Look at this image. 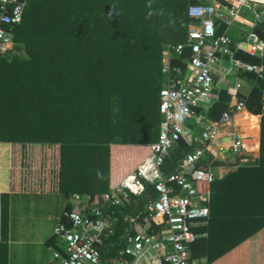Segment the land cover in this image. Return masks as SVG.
<instances>
[{"label":"trees","instance_id":"1","mask_svg":"<svg viewBox=\"0 0 264 264\" xmlns=\"http://www.w3.org/2000/svg\"><path fill=\"white\" fill-rule=\"evenodd\" d=\"M25 1L14 48L0 60V142L60 145L61 192L87 197L96 207L110 190L111 145L148 147L158 141L163 52L187 41L189 6L204 0ZM225 28L222 24L219 34ZM253 33L264 41V21ZM191 55L185 49L172 65L185 67ZM234 55L241 63L264 67V57L245 50ZM240 76L250 85L239 97L250 113L262 117L260 159L252 165L237 158L231 166L240 168L212 184L210 218L195 229L207 235L190 245L191 261L212 264L264 229V80L250 72ZM218 86L212 102L197 109L212 122L233 112L229 86L224 81ZM240 123L257 136L250 114ZM192 149L187 134L167 158L166 173H174ZM215 153L211 147L205 162ZM222 164L216 160L213 167ZM199 189L205 192L207 184ZM157 196L147 185L142 195L131 194L124 207H116V232L100 246L103 264L117 258L127 231L135 233L130 219ZM73 200L76 207L66 211L81 210ZM48 245L66 255L55 235Z\"/></svg>","mask_w":264,"mask_h":264},{"label":"built area","instance_id":"2","mask_svg":"<svg viewBox=\"0 0 264 264\" xmlns=\"http://www.w3.org/2000/svg\"><path fill=\"white\" fill-rule=\"evenodd\" d=\"M25 8V0H0V59L13 50L14 28L22 23ZM243 8L252 9L256 20L264 19V3L257 0H204L189 6L192 22L187 41L169 45L163 52L165 81L160 90L162 122L158 141L151 145V154L136 171L105 194L103 204L64 212L66 222H60L54 231L66 254L54 251L60 264H103L100 246L116 232V207H124L131 194L142 195L147 185L153 186L158 196L149 198L143 210L130 219L135 233L127 231L125 245L112 264H198L191 261L190 245L203 235L195 229L205 226L210 218V186L221 178L213 163L219 152L242 157L249 153L248 136L234 121L246 110L244 99L239 97L246 94V81L239 73H255L264 80L263 66L244 64L234 57L237 50H245L263 58L264 41L249 39L233 49L231 36L218 32L220 24L231 27L245 23ZM187 48L192 55L186 66H173V60ZM232 76L236 78L229 88L232 114H224L219 122L199 114L197 109L212 102L218 81ZM187 134L193 142L192 151L174 173H166L167 158ZM211 147L217 153L205 162ZM203 182L207 184L205 192L199 189ZM74 198L79 201L82 197Z\"/></svg>","mask_w":264,"mask_h":264},{"label":"crops","instance_id":"3","mask_svg":"<svg viewBox=\"0 0 264 264\" xmlns=\"http://www.w3.org/2000/svg\"><path fill=\"white\" fill-rule=\"evenodd\" d=\"M220 2L226 3V0ZM244 20L245 23L237 22L231 27L223 24L226 27L224 33L233 40V49L240 43L249 41L246 25L253 31L258 22ZM263 21L264 19L259 20ZM253 35L254 33L251 35L252 40L255 37ZM235 80V76H232L224 82L230 88ZM249 85L246 81V93ZM244 113H249L254 118L258 128L256 137L249 134L251 126L246 129L240 123ZM234 121L248 136L246 144L249 153L234 158L219 152L218 160L223 163L218 167L220 181L240 168L231 166L237 158L240 162L244 158L252 165L260 159L262 117L253 115L246 109L236 115ZM149 146L111 145L109 191L131 175L151 154ZM60 168V145L0 142V264H60L54 258L55 248L48 243L54 237L55 228L63 220L66 208L77 205L74 197L61 192ZM211 188L212 185L210 191ZM210 197L212 198V191ZM79 202V209L87 210V207H91L84 197ZM202 234L204 237L207 232ZM60 245L63 246L61 243ZM198 264L209 263L202 260ZM212 264H264V229Z\"/></svg>","mask_w":264,"mask_h":264},{"label":"rangeland","instance_id":"4","mask_svg":"<svg viewBox=\"0 0 264 264\" xmlns=\"http://www.w3.org/2000/svg\"><path fill=\"white\" fill-rule=\"evenodd\" d=\"M244 10H246V13H245ZM243 11H244V12H243ZM251 11H252V9L243 8L242 11H241V16H242L243 19H246V20H249V21H253V22H255V21H256V17H255V15H254ZM240 24H241V23H240ZM245 31L247 32L246 36H247V37H250V39H251V35L253 34L252 28H250L249 26L246 25V27H245ZM253 36H255V35H253ZM253 36H252V37H253ZM253 38H254V39H253V41H254L255 38H256V36L253 37ZM251 40H252V39H251ZM13 48H14V47H13ZM15 53H16V54H19V53H17L16 51H15ZM258 117H259V116H258ZM84 198H85V200H88L87 197H84ZM85 204H87V203L85 202Z\"/></svg>","mask_w":264,"mask_h":264},{"label":"water","instance_id":"5","mask_svg":"<svg viewBox=\"0 0 264 264\" xmlns=\"http://www.w3.org/2000/svg\"><path fill=\"white\" fill-rule=\"evenodd\" d=\"M257 1L260 2V3H264V0H257ZM260 20H263V17H261Z\"/></svg>","mask_w":264,"mask_h":264}]
</instances>
